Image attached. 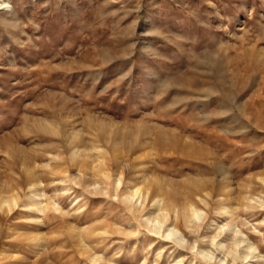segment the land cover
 Instances as JSON below:
<instances>
[{"label":"rangeland","instance_id":"rangeland-1","mask_svg":"<svg viewBox=\"0 0 264 264\" xmlns=\"http://www.w3.org/2000/svg\"><path fill=\"white\" fill-rule=\"evenodd\" d=\"M219 260L264 264V0H0V264Z\"/></svg>","mask_w":264,"mask_h":264},{"label":"bare ground","instance_id":"bare-ground-1","mask_svg":"<svg viewBox=\"0 0 264 264\" xmlns=\"http://www.w3.org/2000/svg\"><path fill=\"white\" fill-rule=\"evenodd\" d=\"M162 139V138H161ZM160 139V140H161ZM172 141H173V139H172ZM161 142H162V140H161ZM174 142V141H173ZM192 143H190V145H191ZM162 145V144H161ZM164 145V144H163ZM187 146V145H186ZM177 151H182V152H184L185 150H183V149H179V150H177ZM207 157V156H206ZM205 157V158H206ZM204 159V158H203ZM148 193V192H147ZM142 194V190H141V188H137V189H135L134 190V195L135 196H138L139 195V198H143V196L141 195ZM155 195H156V193L154 192V191H150V199H151V201L153 202V205H155L154 203H157V205L159 204V200L156 202V200H155ZM9 200V199H8ZM141 200H143V199H141ZM144 201V200H143ZM172 203V202H171ZM164 204V203H163ZM160 205V204H159ZM172 206L174 205V204H171ZM171 206V207H172ZM187 206V205H186ZM165 207V206H164ZM174 207V206H173ZM176 207V206H175ZM175 207H174V209H175ZM172 209V208H171ZM178 210V209H177ZM190 210V209H189ZM192 210V209H191ZM174 212V211H173ZM182 212V211H181ZM183 212H185V209H184V211ZM193 212V211H192ZM196 212V211H195ZM178 213H180V212H178ZM194 213V212H193ZM196 213H194V215H195ZM173 215V214H172ZM172 215H170V213H169V211L168 210H165L163 213H161L160 214V217H156V223H160V221H161V223H163V222H165L166 220H168V219H170V218H172ZM180 215V214H179ZM196 216V215H195ZM176 230V229H175ZM155 231V230H154ZM159 232V231H158ZM172 232H174V230H170V233L169 234H171ZM175 232H177V230L175 231ZM240 243V242H239ZM192 247V246H191ZM190 247V248H191ZM218 247H221L219 244H218ZM218 247H216V248H218ZM216 248H215V250H216ZM218 251V250H217ZM216 252V251H215ZM214 251L212 252H208V253H204V255H207V256H209V259H215L216 258V253H215ZM200 253H202V252H200ZM224 260V259H223ZM234 261V262H233ZM232 262H231V264H236V260H233ZM220 262H222L221 260H219V264H220ZM226 264H229V262H226Z\"/></svg>","mask_w":264,"mask_h":264}]
</instances>
